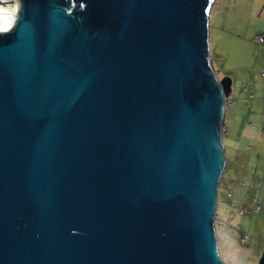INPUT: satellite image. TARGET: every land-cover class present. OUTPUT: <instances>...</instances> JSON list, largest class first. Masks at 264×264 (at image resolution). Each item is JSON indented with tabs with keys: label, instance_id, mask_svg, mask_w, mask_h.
Instances as JSON below:
<instances>
[{
	"label": "water",
	"instance_id": "water-1",
	"mask_svg": "<svg viewBox=\"0 0 264 264\" xmlns=\"http://www.w3.org/2000/svg\"><path fill=\"white\" fill-rule=\"evenodd\" d=\"M14 1L0 33V264H225L216 0Z\"/></svg>",
	"mask_w": 264,
	"mask_h": 264
},
{
	"label": "rangeland",
	"instance_id": "rangeland-1",
	"mask_svg": "<svg viewBox=\"0 0 264 264\" xmlns=\"http://www.w3.org/2000/svg\"><path fill=\"white\" fill-rule=\"evenodd\" d=\"M224 1L209 16L210 65L225 88L228 127L215 227L225 264H259L264 255V45L258 37L264 35V3L255 13L257 7L248 10L246 0L239 6L230 0L225 12L219 9ZM234 5L239 11L229 12ZM9 19L2 29L15 25L17 18Z\"/></svg>",
	"mask_w": 264,
	"mask_h": 264
},
{
	"label": "crops",
	"instance_id": "crops-1",
	"mask_svg": "<svg viewBox=\"0 0 264 264\" xmlns=\"http://www.w3.org/2000/svg\"><path fill=\"white\" fill-rule=\"evenodd\" d=\"M220 1L221 0H218L216 5L219 4ZM228 1H230V0H226L222 4H220L219 9L221 11H225L226 12L227 9L232 7L228 3ZM243 1L244 0H238V2H237L238 6L241 5V3ZM263 3H264V0H246V6L248 7V10H250V11L251 10L252 11L255 10V8L257 6L261 7V5ZM216 5H214V8H215ZM238 6L234 5V9L229 10V12L239 11V7ZM258 7L256 8L255 13H257V11H258ZM19 9H20V6H19L18 1H14V0H0V25H1L2 21H5L8 18H10L8 21H10L11 19L15 20L17 18V16H18ZM11 16H13V17H11ZM225 17H227V14H226ZM12 25H11V27H12ZM210 25H211V23H210ZM1 27L2 26H0V33H6V32H8V31H10L12 29L10 27V28L6 29L7 30L6 31L4 28L2 29ZM224 176H225V173H224ZM224 176H223L222 179H224ZM222 182H223V180L221 181L220 185L222 184Z\"/></svg>",
	"mask_w": 264,
	"mask_h": 264
},
{
	"label": "built area",
	"instance_id": "built-area-1",
	"mask_svg": "<svg viewBox=\"0 0 264 264\" xmlns=\"http://www.w3.org/2000/svg\"><path fill=\"white\" fill-rule=\"evenodd\" d=\"M258 42H259V44L264 45V35H260V36L258 37ZM223 134H224V135H227V134H228L227 122H226V124H225L224 129H223ZM255 212H256V213H259V212H260V207H259V206H256V207H255Z\"/></svg>",
	"mask_w": 264,
	"mask_h": 264
},
{
	"label": "trees",
	"instance_id": "trees-1",
	"mask_svg": "<svg viewBox=\"0 0 264 264\" xmlns=\"http://www.w3.org/2000/svg\"><path fill=\"white\" fill-rule=\"evenodd\" d=\"M81 5V2L78 0V2H77V6H80ZM256 206H259L260 207V212L259 213H261V206L260 205H256ZM255 206V207H256ZM254 212H255V208H254ZM256 213V212H255ZM259 213H257V214H259Z\"/></svg>",
	"mask_w": 264,
	"mask_h": 264
}]
</instances>
